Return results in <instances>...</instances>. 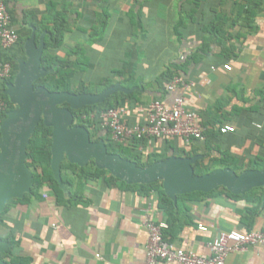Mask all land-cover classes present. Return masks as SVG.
<instances>
[{
	"label": "crops",
	"instance_id": "crops-1",
	"mask_svg": "<svg viewBox=\"0 0 264 264\" xmlns=\"http://www.w3.org/2000/svg\"><path fill=\"white\" fill-rule=\"evenodd\" d=\"M7 7L18 35L1 54L11 66L10 84L31 35L37 48L43 37L42 61L47 31L54 22H65L62 45L46 53L71 62V94L98 95L116 85L132 91L114 93L130 96L119 100L129 125L145 124L152 101L171 106L182 96L205 130L206 141L189 146L179 138L139 142L134 150L142 163L150 157H199L192 165L195 176L264 170L254 167L257 160L264 162V0H8ZM100 22L105 25L99 36ZM74 49L80 50L68 57ZM226 65L230 71L223 69ZM169 76L182 77L189 87L168 92ZM106 81L111 85L105 87ZM80 84L87 91L75 93ZM5 85L0 82L2 96ZM224 127L233 132L221 134ZM87 130L89 137L93 131L92 142H100L93 128ZM195 165L205 173L196 175ZM120 182L107 172L85 181L73 195L62 184L64 201L47 187L10 200L0 213V240L10 246L0 258L6 264H145L146 217L164 224L166 239L176 247L204 258L207 244L220 233H264L262 188L233 195L218 187L214 194L186 201V209L169 219L154 194L145 197ZM177 197L168 199L176 205ZM255 209L248 227V210ZM225 264H264V248L229 254Z\"/></svg>",
	"mask_w": 264,
	"mask_h": 264
},
{
	"label": "water",
	"instance_id": "water-1",
	"mask_svg": "<svg viewBox=\"0 0 264 264\" xmlns=\"http://www.w3.org/2000/svg\"><path fill=\"white\" fill-rule=\"evenodd\" d=\"M43 37L37 48L34 35L24 46L25 60L18 63L14 82L5 85L3 95L15 106L7 112L0 124V213L13 199H22L32 186V172L25 166L26 149L36 127L43 123L51 129V172L60 188L64 189L60 168L64 161L85 167L93 161L98 170L109 172L127 185H150L161 182L164 194L176 201V197L193 192L208 193L218 187L233 195H242L254 188H262L264 206V170L245 171L239 176L230 170H217L204 176H195L192 165L199 157L191 159L170 157L141 168L135 163L108 154L103 141L94 143L88 130L73 125V111L102 104L112 94H129L119 85L110 87L98 95L49 92L34 84L54 70L41 67ZM9 244L0 240V254ZM0 264H6L0 258Z\"/></svg>",
	"mask_w": 264,
	"mask_h": 264
},
{
	"label": "built area",
	"instance_id": "built-area-1",
	"mask_svg": "<svg viewBox=\"0 0 264 264\" xmlns=\"http://www.w3.org/2000/svg\"><path fill=\"white\" fill-rule=\"evenodd\" d=\"M7 2L8 0H0V82L8 80L11 76V66L1 60V54L18 41V35L12 27ZM223 69L230 71L231 68L226 65ZM188 87V83L182 77L175 76L169 82L167 90L173 92L177 88L187 90ZM7 109V103L0 96V122ZM124 114L125 109L120 106L101 112L96 117L98 126L103 130H109L111 140L116 144H129L134 140L141 142L179 138L184 145L189 146L192 142L204 141L205 130L198 124L196 114L186 109L185 99L182 96L175 98L171 106L161 100L152 101L148 105L147 118L143 125L127 124L123 120ZM219 131L225 134L233 132V129L224 127ZM142 226L148 233L145 264H225L229 254L246 252L249 248H264L262 231L255 229L248 233L230 231L220 233L215 240L207 244L209 257L204 258L165 240L164 224H157L146 217ZM200 230L205 231V228L201 227Z\"/></svg>",
	"mask_w": 264,
	"mask_h": 264
},
{
	"label": "trees",
	"instance_id": "trees-1",
	"mask_svg": "<svg viewBox=\"0 0 264 264\" xmlns=\"http://www.w3.org/2000/svg\"><path fill=\"white\" fill-rule=\"evenodd\" d=\"M107 17V14H105ZM65 22H54V27L51 30H48V36L45 38V50L42 57L41 67L45 70L55 69L53 74H50L48 77L39 80L34 84L35 87L43 86L49 92H69L71 93L70 80L75 76V70L71 69V62L68 60H60L56 58H52L48 56L46 53L47 49L50 47H59L63 43L64 33H65ZM105 22L99 23V31L98 35H101L102 28L104 27ZM80 49H74L68 51V57L71 55L77 54ZM77 63V62H76ZM174 77V76H173ZM169 76V80L173 78ZM111 85V82L106 81L104 83L105 87ZM86 88L83 84H80L79 89L75 93H83L86 92ZM8 105V111L14 109V106L9 102L7 97L0 95ZM130 97V96H129ZM122 94H114L110 99L106 100L103 104L95 105L92 107H84L80 111H73L72 115L76 122V125L82 126L86 129L93 128L94 136H96V141H104L107 153L113 155H119L121 158L129 160L135 163L138 167L145 168L148 165L158 161L164 160L165 157L157 158L150 157L147 162L142 163L141 159L138 155L135 154L136 144L139 142L134 140L130 144L131 147H124L122 144H116L111 140V135L109 130H103L98 126L97 116L104 111L110 109H116L120 107L119 100L120 98H129ZM6 112V113H7ZM5 113V114H6ZM94 114V118L88 120H83L82 117H89V114ZM3 115L2 119L4 118ZM1 119V121H2ZM1 123V122H0ZM51 129L47 128L43 125L42 122L36 127L32 137L29 140V145L26 149L27 159L25 161V166L32 172V186L30 190L31 195H35L44 187H47L57 198L58 202L65 200V195L63 191L59 188L57 182L55 181L53 174L51 172L50 163H51ZM93 135V134H92ZM90 137H92L90 135ZM206 141V135L204 133V141ZM260 162V163H259ZM258 163V164H257ZM263 165V166H262ZM255 168L264 167L263 160H257L255 163ZM194 172L196 175H203L205 172L202 171L195 165ZM107 172L104 170H98L93 161L89 162L85 167H78L77 165L69 164L67 161H64L60 168V176L62 180V184L66 188L68 195L76 194L77 190H79L83 183L89 179H97L103 177ZM124 187L136 189L143 196L149 197L151 194H154L157 198L158 206L160 209L164 210L168 215L169 219L177 214L178 211L182 209H186L184 203L188 200H193L194 198H198L200 196H207L214 194L218 191L215 190L208 194L203 193H191L187 195H182L177 197V203L174 205L164 194L162 189V185L160 182H155L150 185H126L123 182H120ZM79 188V189H78ZM228 194L227 192H225ZM229 195V194H228ZM235 198V196H232ZM13 202V201H12ZM257 202H260V197ZM250 213V218L245 219V223H247L248 227L251 226L252 218L256 214L255 210H248ZM2 214H0L1 217ZM172 222L168 221V228L172 227ZM166 231H163V238L166 239ZM12 245L15 242L11 239H8ZM4 255L2 258H5ZM11 264H16L15 262H11Z\"/></svg>",
	"mask_w": 264,
	"mask_h": 264
},
{
	"label": "flooded vegetation",
	"instance_id": "flooded-vegetation-1",
	"mask_svg": "<svg viewBox=\"0 0 264 264\" xmlns=\"http://www.w3.org/2000/svg\"><path fill=\"white\" fill-rule=\"evenodd\" d=\"M11 71H12V70H11ZM5 84H10V81L6 80V81H5ZM3 91H4V90L1 89V92H3ZM3 96H4V95H3ZM4 97H5V96H4ZM14 109H15V106H14ZM14 109H13V110H14ZM8 112H9V111H8Z\"/></svg>",
	"mask_w": 264,
	"mask_h": 264
},
{
	"label": "rangeland",
	"instance_id": "rangeland-1",
	"mask_svg": "<svg viewBox=\"0 0 264 264\" xmlns=\"http://www.w3.org/2000/svg\"><path fill=\"white\" fill-rule=\"evenodd\" d=\"M93 131H90V135L92 136ZM29 170V169H28Z\"/></svg>",
	"mask_w": 264,
	"mask_h": 264
}]
</instances>
